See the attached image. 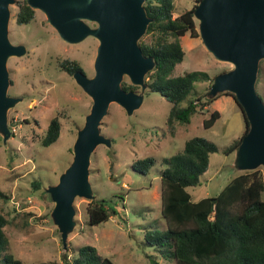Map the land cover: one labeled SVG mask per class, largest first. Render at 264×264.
<instances>
[{"label":"rangeland","instance_id":"obj_1","mask_svg":"<svg viewBox=\"0 0 264 264\" xmlns=\"http://www.w3.org/2000/svg\"><path fill=\"white\" fill-rule=\"evenodd\" d=\"M21 1L9 4L8 37L12 43H23L26 52L7 58L10 80L7 93L21 98L8 109L10 135L5 141L0 132V211L8 218L4 227L9 239L8 251L29 264H65L60 232L50 216L54 202L46 188L57 182L59 174L70 163L77 130L89 112L92 98L72 74L57 67L56 60L77 59L84 73L92 76L98 39L87 35L77 42L65 41L39 9H35L30 22L17 23L15 14ZM196 2L174 0L173 16ZM152 39V34L146 31L139 38ZM180 40L184 56L176 63L174 75L203 69L213 76L233 67L230 62L216 59L205 48L199 32L195 36L185 33ZM258 70L256 90L264 100V59ZM122 81L131 83L126 75ZM207 84L196 81L181 105L202 95ZM133 90L139 92L140 85ZM222 94L214 98L208 108L195 111L189 123L178 124L173 136L165 126L172 102L160 93L147 87L140 105L131 113L116 102L109 104L99 127L103 135L111 138V145L98 144L91 153L89 181L93 197L106 199L114 212L108 219L90 224L86 211L90 199L76 197L75 225L68 234L67 258L80 246L91 244L115 264H150L152 260L161 264L175 262L169 251L164 257L158 247L145 239L148 231L166 226L160 210L162 159L180 151L191 136L202 135L215 141L218 150L210 154L208 168L200 176V182L188 187L192 200L217 194L230 178L243 171L236 166V151H223L244 129L242 111L231 97ZM229 95L234 99L232 93ZM213 108H218L222 114L212 127H204L203 118ZM55 114L61 124L59 136L43 146L41 137ZM146 155L153 156L155 163L143 174L134 170L131 163ZM260 167L264 171V167ZM36 180L40 182L38 188L33 185Z\"/></svg>","mask_w":264,"mask_h":264},{"label":"water","instance_id":"obj_2","mask_svg":"<svg viewBox=\"0 0 264 264\" xmlns=\"http://www.w3.org/2000/svg\"><path fill=\"white\" fill-rule=\"evenodd\" d=\"M12 2L0 0V132L4 141L10 135L8 109L21 98L7 93L10 82L7 58L26 52L23 43H12L8 37ZM26 2L33 9L43 11L46 21L65 41L77 42L87 35L98 39L94 74L87 76L82 70L72 73L91 96L92 104L77 130L70 163L57 182L46 188L54 202L50 216L65 248L75 225V198L94 196L89 181L90 155L98 144L111 145V138L100 132L101 119L111 102L131 113L140 105L147 88L145 76L155 61L153 56L142 52L139 38L152 17L145 10L144 0ZM194 17L205 48L216 59L233 64L213 77L209 95L231 92L248 121V130L235 148L236 166L242 170L264 167V100L256 90L259 61L264 59V0H198ZM125 75L132 84L140 85L139 92L122 87Z\"/></svg>","mask_w":264,"mask_h":264},{"label":"trees","instance_id":"obj_3","mask_svg":"<svg viewBox=\"0 0 264 264\" xmlns=\"http://www.w3.org/2000/svg\"><path fill=\"white\" fill-rule=\"evenodd\" d=\"M173 2L174 0H144L145 10L152 17L146 32H150L153 39L139 40L142 52L153 56L155 61L154 67L146 74L147 87L172 102L165 125L172 136L176 133L177 125L189 123L195 111L202 110L219 94H231L229 91H222L210 96V84L216 74L211 76L203 69L173 74L176 63L184 56L180 37L185 33L191 36L198 34V20L194 17L196 3L173 16ZM34 14L35 9L26 0H22L15 20L20 24L28 23ZM56 64L70 74L75 70L84 71L80 62L74 58L57 59ZM196 81H207V89L202 95L190 98L181 105V100L194 88ZM122 87L128 90L134 89L136 85L122 81ZM236 103L242 111L239 103ZM219 115L217 109H212L203 118V126H212ZM242 115L244 129L223 149L225 153L235 150L248 130L249 124L243 111ZM8 126L10 128L9 121ZM60 128L59 116L55 114L50 118L41 137V145L47 146L54 142L59 136ZM217 150L215 141L202 135H194L184 141L180 151L162 159L160 210L166 226L148 231L145 239L158 247L164 257L165 252L169 251L171 259L175 260L173 264H264L262 167L243 170L230 178L217 194L192 200L188 187L200 182V176L208 168L210 154ZM154 163L155 158L146 155L134 159L131 166L146 174ZM112 164L110 161V167ZM33 185L38 188L40 182L33 181ZM86 211L87 221L95 224L108 219L114 209L107 204L106 199L93 197L88 201ZM7 223V216L0 211V264H29L7 250L9 239L4 231ZM63 249L65 264H115L91 244L80 246L69 258L68 244ZM150 264L161 263L152 260Z\"/></svg>","mask_w":264,"mask_h":264},{"label":"crops","instance_id":"obj_4","mask_svg":"<svg viewBox=\"0 0 264 264\" xmlns=\"http://www.w3.org/2000/svg\"><path fill=\"white\" fill-rule=\"evenodd\" d=\"M203 82L207 84V81H203ZM204 91H205V89H204ZM222 95H226V96L231 97L232 100H233V102H234L235 104H237L231 95H229V94H227V93L222 94ZM237 106H238V105H237ZM208 107H209V104H207L204 108H208ZM238 108H239V107H238ZM213 109H217V110L219 111V113H220L219 116H221L222 113H221V111H220L218 108H213ZM239 109H240V108H239ZM228 120H229V119H228ZM228 120H227L226 122H228ZM214 122H215V121H214ZM213 125H214V123H213ZM211 127H212V126H211Z\"/></svg>","mask_w":264,"mask_h":264},{"label":"flooded vegetation","instance_id":"obj_5","mask_svg":"<svg viewBox=\"0 0 264 264\" xmlns=\"http://www.w3.org/2000/svg\"><path fill=\"white\" fill-rule=\"evenodd\" d=\"M261 60H262V59H261ZM261 60H260V61H261ZM260 61H259V66H260ZM261 97H262V96H261Z\"/></svg>","mask_w":264,"mask_h":264}]
</instances>
